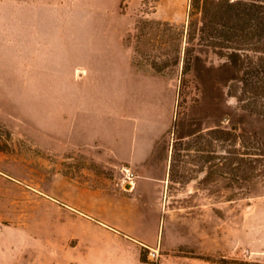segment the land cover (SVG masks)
<instances>
[{
    "label": "rangeland",
    "instance_id": "1",
    "mask_svg": "<svg viewBox=\"0 0 264 264\" xmlns=\"http://www.w3.org/2000/svg\"><path fill=\"white\" fill-rule=\"evenodd\" d=\"M189 8L190 0H0V264H69L61 254L78 233L76 264L141 262L131 236L153 230L141 210L133 218L120 209L139 167L162 183L160 232L143 264H264V156L251 134L264 133V122L244 110L224 58L203 48L184 74L185 41L174 63L177 40L167 36L174 27L146 24L136 37L138 19L184 28ZM81 75L99 88H61ZM61 180L108 192L107 223L133 243L97 227L76 233L50 196Z\"/></svg>",
    "mask_w": 264,
    "mask_h": 264
},
{
    "label": "trees",
    "instance_id": "2",
    "mask_svg": "<svg viewBox=\"0 0 264 264\" xmlns=\"http://www.w3.org/2000/svg\"><path fill=\"white\" fill-rule=\"evenodd\" d=\"M187 16V24L181 29L168 21L138 19L135 27L140 33L136 37L142 38L146 24L165 25L169 30L174 27L175 36H167L177 40L174 63L179 61L181 43L185 41L184 74L195 67L200 59L196 52L203 48L224 58V66L235 72L231 79L239 83L242 96L237 98L244 101V110L264 122V0H190ZM223 133L231 135L228 130ZM251 134L260 141L257 149L264 156V133L252 131ZM143 250L147 248L142 246L139 260L146 262ZM225 259L217 263L223 264Z\"/></svg>",
    "mask_w": 264,
    "mask_h": 264
},
{
    "label": "crops",
    "instance_id": "3",
    "mask_svg": "<svg viewBox=\"0 0 264 264\" xmlns=\"http://www.w3.org/2000/svg\"><path fill=\"white\" fill-rule=\"evenodd\" d=\"M86 70V69H84ZM82 71L76 67L72 72V76L75 72ZM87 73V72H86ZM85 75V74H84ZM84 75H81L80 78L74 83L69 85L68 80L67 83L61 84V88H99L96 84L86 83ZM68 77V74L66 75ZM108 88H117L109 85ZM115 123V121H114ZM65 124V123H64ZM113 123H109V127H111ZM108 127V128H109ZM116 132V126H115ZM90 139V138H88ZM96 139L92 137L93 140ZM134 157H132V160ZM135 162L134 160L132 161ZM144 167H139L136 172V176L131 178L132 188L130 191H122L120 193L127 195L129 202L126 205L121 206V212L126 217L140 218L139 210H141L142 218L148 220L147 228L149 230H153V235L151 234H142L139 238L135 236H131L137 240V246H145V247H154L158 240V233L160 232V216H161V192H162V183L159 181V177L157 175H147L143 173ZM118 192V191H117ZM100 193H104V195H108L109 193L103 191L101 189L84 187L79 184H74L69 180H61V189L60 193H55L54 195H50L53 199H55L62 207V209L67 213V222L69 226L73 227L75 232H77L78 228L88 227L89 229H93L95 231L96 227L97 232L100 235H103L105 238L113 239L115 237L125 238L126 241H129L130 244L133 243V240H130L127 236L129 234H124L123 231L115 228L114 226L107 223L109 221L111 223V213L113 208L106 201V197H102ZM153 193V194H151ZM147 194H151L152 197H147ZM127 199L126 197H124ZM100 217L99 219L96 217ZM91 219H95L96 223H93ZM77 235V234H76ZM130 236V235H129ZM78 237V241L81 244V236L78 233L76 236ZM163 241L160 240V246L163 247L166 245ZM78 244L74 246H70V250L63 251L61 254L62 259L67 258L69 264H76L77 258L74 255L75 248L78 247ZM81 264H112L111 258H107V261H99V262H84L81 260ZM138 264H143V262H138Z\"/></svg>",
    "mask_w": 264,
    "mask_h": 264
},
{
    "label": "built area",
    "instance_id": "4",
    "mask_svg": "<svg viewBox=\"0 0 264 264\" xmlns=\"http://www.w3.org/2000/svg\"><path fill=\"white\" fill-rule=\"evenodd\" d=\"M155 252H156V250H155V249H153V251H151V252H150V254H151L152 256H155V255H156V253H155Z\"/></svg>",
    "mask_w": 264,
    "mask_h": 264
},
{
    "label": "water",
    "instance_id": "5",
    "mask_svg": "<svg viewBox=\"0 0 264 264\" xmlns=\"http://www.w3.org/2000/svg\"><path fill=\"white\" fill-rule=\"evenodd\" d=\"M127 186H129V183H127Z\"/></svg>",
    "mask_w": 264,
    "mask_h": 264
}]
</instances>
